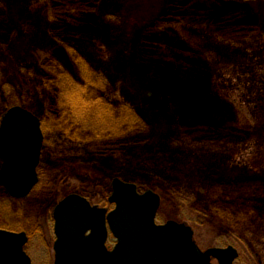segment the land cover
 <instances>
[{
	"label": "rangeland",
	"instance_id": "374dc122",
	"mask_svg": "<svg viewBox=\"0 0 264 264\" xmlns=\"http://www.w3.org/2000/svg\"><path fill=\"white\" fill-rule=\"evenodd\" d=\"M167 1L101 0L103 10L95 28L96 35L92 42L82 46L83 51L102 69L108 98L140 109L150 117L155 144L148 149L145 147L141 154L128 151L101 162L84 159L82 153L81 157H76L79 152L69 148L68 152L73 157L69 159L67 156L70 163L63 164L62 160L55 159L56 168L53 170L56 171L43 176L41 184L25 200H12L0 187V229L28 233L31 241L26 251L33 264L55 262V206L68 195L79 194L89 198L94 205L110 208L108 198L115 178L135 183L141 192L154 190L158 193L162 199L158 224L187 222L193 228L195 241L202 251L232 244L240 252L236 264H264V0H237L250 8V14H243L241 21L248 20L251 15L254 24L251 33L236 42L221 38L211 24L192 22L194 16L189 22L176 26L180 38L207 60L209 98L230 100L248 119L249 123L243 118L241 123L244 126L239 124L245 128L236 138L242 139L240 142H226L221 138L212 141L209 125L198 132L202 140L186 137L178 120L183 101L158 97L145 86L142 66L137 59L138 47L147 25L166 11ZM196 1L197 7L211 9V14H218L224 22L240 24L236 17L226 18L222 16L224 13L213 7L211 1L219 3L218 0ZM2 2L7 9L12 34L10 39L0 38V118L8 109L6 103L22 106L13 93L14 86L24 84L22 77L25 71L42 62L58 44L49 27L48 0H0V6H3ZM184 86L181 85L184 91L198 88L192 84L189 87L184 83ZM31 101L35 108L27 109L45 119L42 115L45 104L41 96L36 103L34 99ZM247 128H252V132ZM59 133L58 128L47 129L49 143ZM226 139L228 141L229 137ZM164 146V151H161L164 168L160 164V168L155 164L151 169L140 166L147 157L145 152L159 155L158 150ZM50 158L45 150L42 167L48 165ZM57 167L61 172H57ZM215 170H219L217 173L226 181L242 179L253 183L242 184V188L252 187L253 190L251 196L244 193L245 197L252 199L248 209L244 208L243 219L247 222L244 225L247 232L244 243L237 244L229 239L222 242V230L208 221L204 220V225H194L185 220L198 218V215L191 211L186 201L182 203L183 199L177 198L193 196L194 191H207V181ZM230 211L236 213L243 209ZM2 216L5 218L1 219ZM109 246H113L112 240Z\"/></svg>",
	"mask_w": 264,
	"mask_h": 264
},
{
	"label": "trees",
	"instance_id": "16d2710c",
	"mask_svg": "<svg viewBox=\"0 0 264 264\" xmlns=\"http://www.w3.org/2000/svg\"><path fill=\"white\" fill-rule=\"evenodd\" d=\"M196 2L168 0L163 15L147 25L141 36L137 57L147 84L145 86L158 97L183 101L178 120L186 137L202 140L198 132L209 125L212 141L221 138L226 142H240L242 139L236 138L245 129L241 127L244 126L241 122L243 118L246 121L248 119L230 100L209 98L207 60L180 38L176 26L184 21L189 22L194 16L192 22L211 24L221 38L236 42L251 33L254 19L250 15L248 20L241 21L243 14H250V8L241 1H211L214 8L224 13L222 16L236 17L235 20L240 21V24L224 22L218 14H211V9L197 7ZM48 3L49 27L58 44L42 62L32 70L25 71L22 77L25 83L14 86L13 90L20 104L26 108H35L31 100L34 99L36 103V99L41 96L45 104L42 111L46 117L42 119L44 129L52 131V128H58V133L61 131L60 136L47 144L46 154L51 158L47 166L41 167L42 173L49 174L50 165L56 168L55 159L62 160L63 164L70 163L67 156L69 159L73 157L68 152L69 148L79 152L76 157H81L82 153L84 159L101 162L128 151L141 154L145 147L148 149L153 146L155 131L150 117L140 109L110 100L106 95L102 69L82 49L96 35L103 10L101 0H48ZM1 5L0 38L5 40L11 37L12 29L6 6L3 2ZM195 8L200 10L195 11ZM206 14L209 16L206 17ZM190 73L192 76L189 77ZM184 83L189 84V87L190 84L197 85L198 88L184 91L181 87ZM6 105L11 107V103ZM247 130L252 132V128ZM164 149L165 146L158 150L160 156L145 152L147 157L140 166L151 169L153 165L157 164L158 167L160 164L164 168ZM57 172H61L58 167ZM217 172L219 170H215L210 181H207V191H194L193 196L177 199H183L182 203L186 201L191 211L198 215V218L185 219L188 222L202 225L204 220L208 221L222 230V242L229 239L237 244L244 243L247 235L244 230L247 224L243 219L244 211L252 200L245 197L244 193L248 192L251 196L253 190L252 187L242 188V184L253 183L243 182L242 179L226 181ZM240 208L243 209L242 213L230 211Z\"/></svg>",
	"mask_w": 264,
	"mask_h": 264
},
{
	"label": "water",
	"instance_id": "95a60500",
	"mask_svg": "<svg viewBox=\"0 0 264 264\" xmlns=\"http://www.w3.org/2000/svg\"><path fill=\"white\" fill-rule=\"evenodd\" d=\"M44 135L38 117L16 106L0 122V182L15 199L27 198L38 184ZM108 212L79 195L65 198L54 210L55 264H234L233 247L202 251L186 224H157L162 199L153 190L141 193L134 183L112 182ZM109 233L116 239L108 249ZM25 233L0 230V264H32L24 251Z\"/></svg>",
	"mask_w": 264,
	"mask_h": 264
},
{
	"label": "flooded vegetation",
	"instance_id": "af4514ba",
	"mask_svg": "<svg viewBox=\"0 0 264 264\" xmlns=\"http://www.w3.org/2000/svg\"><path fill=\"white\" fill-rule=\"evenodd\" d=\"M42 130H43V135H44V143H43V155H44V151L46 150V148H47V143L49 142V138H47V134H46V130L44 129V127H43V124H42ZM42 163H43V157H42V160H41V165H40V167H39V169H38V178H39V184H38V186L41 184V178L43 177V176H45L43 173H42V171H41V167H42ZM51 167H50V172H49V175L50 174H53V172H55L53 169V166L52 165H50ZM111 189H112V183H111ZM111 189H110V194H111ZM87 198V197H86ZM87 199H89V198H87ZM90 200V199H89ZM90 202L92 203V205H94L93 204V201H91L90 200ZM110 205V204H109ZM94 206H98V205H94ZM111 206V205H110ZM113 207V206H112ZM106 209H109V210H111L112 208L110 207V208H106Z\"/></svg>",
	"mask_w": 264,
	"mask_h": 264
}]
</instances>
